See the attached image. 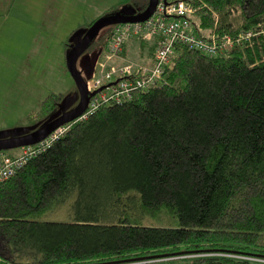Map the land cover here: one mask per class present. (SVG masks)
<instances>
[{
  "label": "trees",
  "instance_id": "1",
  "mask_svg": "<svg viewBox=\"0 0 264 264\" xmlns=\"http://www.w3.org/2000/svg\"><path fill=\"white\" fill-rule=\"evenodd\" d=\"M186 1L199 34L253 45H179L160 85L73 122L0 184V264H264V0ZM63 204L70 221L43 219Z\"/></svg>",
  "mask_w": 264,
  "mask_h": 264
},
{
  "label": "rangeland",
  "instance_id": "2",
  "mask_svg": "<svg viewBox=\"0 0 264 264\" xmlns=\"http://www.w3.org/2000/svg\"><path fill=\"white\" fill-rule=\"evenodd\" d=\"M133 0H0V140L27 136L73 110L79 91L67 69V56L77 42L76 32L131 7ZM114 26L104 28L78 60L89 87L98 57ZM128 57L141 42H133ZM150 45V43H148ZM138 46V48H139ZM145 45V50H147ZM61 94L56 109L43 113V101ZM20 148L5 151L14 156ZM70 221L64 204L43 217Z\"/></svg>",
  "mask_w": 264,
  "mask_h": 264
},
{
  "label": "built area",
  "instance_id": "3",
  "mask_svg": "<svg viewBox=\"0 0 264 264\" xmlns=\"http://www.w3.org/2000/svg\"><path fill=\"white\" fill-rule=\"evenodd\" d=\"M195 13L196 7L189 1L159 0L154 13L146 21L114 26L89 83L88 91L96 93L90 98L85 113L77 120L86 119L102 106L126 103L138 90L160 85L179 45L208 56L228 55L241 42L253 45L254 34L251 32L239 34L236 39L216 33L210 36L199 34ZM139 41L155 44L149 64L124 57L127 44ZM72 123L57 128L35 145L21 147L14 156L0 151V184L15 176L29 160L63 137Z\"/></svg>",
  "mask_w": 264,
  "mask_h": 264
},
{
  "label": "water",
  "instance_id": "4",
  "mask_svg": "<svg viewBox=\"0 0 264 264\" xmlns=\"http://www.w3.org/2000/svg\"><path fill=\"white\" fill-rule=\"evenodd\" d=\"M158 1L159 0H149L148 7L142 13H136L134 9L128 7L120 13L107 15L106 17L95 21L82 32H76L75 34L78 40L69 52L66 63L67 69L74 79L79 91V103L70 112L65 113L59 117H54L52 120L43 125V127H41L39 130L27 136L0 140V151H7L15 148H21L23 146L35 145L36 143L48 137L57 128L79 119L87 110L90 98L96 93H91L88 91V87L85 84V81L77 67L79 58L88 50L91 43L97 38L99 33L104 28L109 26H116L122 23H137L146 21L154 13Z\"/></svg>",
  "mask_w": 264,
  "mask_h": 264
},
{
  "label": "crops",
  "instance_id": "5",
  "mask_svg": "<svg viewBox=\"0 0 264 264\" xmlns=\"http://www.w3.org/2000/svg\"><path fill=\"white\" fill-rule=\"evenodd\" d=\"M133 42H130L128 45H127V48L126 50L124 51V57L127 59V60H131V61H137V62H143L142 60L146 59L144 63L146 64H149L151 63L152 61V55L150 57H145L146 55H148L146 53V50L145 48H142L140 47L139 45H137L136 49L133 51L134 52V58H129L128 57V52H129V49L132 47V44ZM138 43V42H137ZM139 46V48H138ZM122 61H118V63H120Z\"/></svg>",
  "mask_w": 264,
  "mask_h": 264
}]
</instances>
